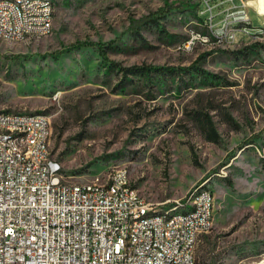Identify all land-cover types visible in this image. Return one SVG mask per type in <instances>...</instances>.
<instances>
[{"label":"rangeland","instance_id":"1","mask_svg":"<svg viewBox=\"0 0 264 264\" xmlns=\"http://www.w3.org/2000/svg\"><path fill=\"white\" fill-rule=\"evenodd\" d=\"M52 1L49 33L0 37V110L46 115L50 149L75 181L122 167L172 212L182 210L170 206L176 199L208 186L214 213L196 263L264 264V23L249 17L257 11L264 22V0L258 10L239 1L251 35L189 49L181 45L191 32L210 34L202 0ZM210 4L218 27L229 3ZM207 119L217 142L206 138Z\"/></svg>","mask_w":264,"mask_h":264},{"label":"built area","instance_id":"2","mask_svg":"<svg viewBox=\"0 0 264 264\" xmlns=\"http://www.w3.org/2000/svg\"><path fill=\"white\" fill-rule=\"evenodd\" d=\"M202 1L212 26L213 6ZM227 1L223 26L215 28L217 40L234 43L236 30L252 34V28L236 29L234 13L240 4ZM47 11L45 0L0 3V30L17 36L26 29L51 30ZM227 34H234V41H227ZM200 38L191 32L184 46ZM0 112V120L22 123V139L32 142L31 151L17 152L10 144L9 152H2L6 141L0 134V264H189L195 258L198 234L212 225V191L199 194L192 217L177 218L168 226H159L158 218L124 228L130 214L153 207H145L144 196L131 195L133 182L123 168L112 169L99 190H89L86 182H75L63 172L52 151L42 149V142H51V123L45 116L20 119L18 112V119H9V110ZM28 152L45 155L47 165L25 161ZM175 204H185L184 197L170 206ZM148 228L156 229V238H149ZM125 229H132V236H125ZM160 234H168V241H160Z\"/></svg>","mask_w":264,"mask_h":264},{"label":"bare ground","instance_id":"3","mask_svg":"<svg viewBox=\"0 0 264 264\" xmlns=\"http://www.w3.org/2000/svg\"><path fill=\"white\" fill-rule=\"evenodd\" d=\"M48 2V11H47V19H53V12H54V5L52 0H45ZM38 2V0H22V3H34ZM0 3H12V0H0ZM251 17V15H249ZM252 18V17H251ZM246 14L243 12L242 9L238 10L234 13V21L236 22V29H244L248 28L246 25ZM252 20V24H253ZM210 24V23H209ZM223 26V21L220 26ZM210 34L201 36L198 40L206 41L208 38H217L219 37V30L214 27L213 19H212V26L210 24ZM49 29H42V30H35V29H26V32H19V36L15 34H5L2 30H0V37L7 38V39H15L21 40L28 35H42L49 33ZM194 33V32H193ZM197 34V33H196ZM199 35V34H197ZM249 35V34H248ZM193 40L190 43L185 45V42L181 45L183 49H189L191 45L198 41ZM227 41H234V34H227ZM47 122L49 119L46 115L42 113L36 112H20V119H32L33 117H44ZM0 119H3V112H0ZM9 119H18V112L10 111L9 112ZM0 134L4 135V141L2 142V152H9L10 144H15V150L17 152H24V151H31L32 150V142L29 139H22V123L18 122H9V120H0ZM51 136V131H50ZM17 141V143H15ZM42 149H50V142H42ZM25 161H29L32 164H40V165H47V158L45 155H40L38 152H28L25 153ZM58 161V165L61 167V164ZM115 169H122V167H118ZM123 172L128 174L127 170L123 168ZM110 174L104 180H109ZM78 182V181H75ZM86 182V188L89 190H99V183L103 182V180H92V181H84ZM212 190L203 184H199L195 186L185 197L184 203L185 204H176L177 206H181V211H161L157 209V206L154 202L148 201L144 197L145 207H153L150 209H142L137 211L135 214H130L124 221V228H135L136 226L141 225V223L146 221H155L159 219V226H168L169 221H175V219L180 217H192L194 213L198 211V199L199 194H203L204 192H211ZM131 195L132 196H142L136 187L133 185L131 188ZM175 201H179V198ZM213 204H209L208 206V213H214L213 211ZM213 219V216H212ZM209 228H204V232H206ZM202 233L198 234V240ZM125 236H132V229H125ZM148 236L149 238H156V229L155 228H148ZM160 241H168V234H160ZM197 244V242H196ZM194 244V250L195 246ZM140 264H147V262H140ZM189 264H197L195 258H190Z\"/></svg>","mask_w":264,"mask_h":264},{"label":"trees","instance_id":"4","mask_svg":"<svg viewBox=\"0 0 264 264\" xmlns=\"http://www.w3.org/2000/svg\"><path fill=\"white\" fill-rule=\"evenodd\" d=\"M185 1H189V0H185ZM162 11V10H161ZM160 12H158V13H156L154 16H151L152 18H154V19H152L153 21H155L156 22V19H155V17L159 14ZM250 26H248V28H249ZM246 35H248V34H246ZM249 35H251V34H249ZM248 35V36H249ZM81 46V43H77V44H73L71 47H80ZM100 53L103 55V56H105V51L104 50H101L100 51ZM127 70H130V71H133V70H140V67H137V66H132V67H130V68H127ZM206 126L204 127V129H205V133H206V138L208 139V140H210V141H213V142H217L218 141V139H219V135H218V133L216 132V130L214 129V127H213V125H212V123L207 119L206 120Z\"/></svg>","mask_w":264,"mask_h":264},{"label":"crops","instance_id":"5","mask_svg":"<svg viewBox=\"0 0 264 264\" xmlns=\"http://www.w3.org/2000/svg\"><path fill=\"white\" fill-rule=\"evenodd\" d=\"M239 1L240 0H236V3H237V5H239ZM254 1H252V5H253V7L256 9L257 8V10H258V7H257V2H256V0H255V3H253ZM238 10H240V9H238ZM249 15H251V20H253V22L254 23H257V24H263L264 22H262L259 18H258V15H257V11L256 12H254V13H251V14H249ZM263 18H264V14H263ZM134 185V184H133ZM211 189V188H210ZM212 190V189H211ZM213 192V191H212ZM214 195V194H213ZM202 235V234H201Z\"/></svg>","mask_w":264,"mask_h":264}]
</instances>
